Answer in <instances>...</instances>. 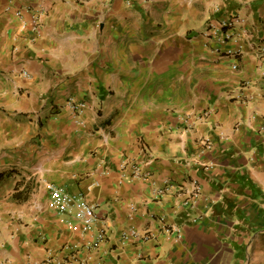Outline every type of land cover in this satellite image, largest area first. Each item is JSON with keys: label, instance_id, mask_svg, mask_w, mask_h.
I'll list each match as a JSON object with an SVG mask.
<instances>
[{"label": "crops", "instance_id": "crops-1", "mask_svg": "<svg viewBox=\"0 0 264 264\" xmlns=\"http://www.w3.org/2000/svg\"><path fill=\"white\" fill-rule=\"evenodd\" d=\"M235 14L237 39L206 35ZM259 46L264 0H0V140L20 164L0 167V264H58L66 245L71 264H264ZM46 183L96 204V250Z\"/></svg>", "mask_w": 264, "mask_h": 264}, {"label": "built area", "instance_id": "built-area-1", "mask_svg": "<svg viewBox=\"0 0 264 264\" xmlns=\"http://www.w3.org/2000/svg\"><path fill=\"white\" fill-rule=\"evenodd\" d=\"M43 14L42 9L34 10L31 7H21L15 9V15L21 20L24 26L28 27V30L31 34V40H34L39 34V23L41 15ZM26 15V16H25ZM244 21L243 17L240 15H231L229 18L220 20L217 24H209L206 28V35L213 38L215 41L220 43H225L229 40L237 39V36H234L230 33L231 29L238 22ZM256 53L258 52L260 55L264 53V47H256ZM225 54L230 56H238L243 53V47L240 46L235 50L226 49ZM20 74L22 76L28 77V72L25 70H21ZM66 106L72 113V119L75 124L82 125V119L80 117L81 113L84 111L86 107V103L84 100H77L74 98H68L66 100ZM204 149H211V142L209 140L202 141ZM134 175H139L140 177H146L147 173H140L138 169H134ZM46 187L50 195L54 198V203L58 206L59 214H66L72 219H75L82 223L84 231L92 232L90 240L86 243L85 247L88 250H96L101 242L106 239L105 228L102 226L100 228H95L96 223L99 220V215L97 212L96 204H89L83 200V198L78 194H70L67 193L63 187L56 185L54 183H46ZM173 187L170 181L165 180L162 187L158 189V194H164L170 188ZM193 196L198 197L200 193L199 187L194 184L193 188ZM165 232L175 231L179 236V230L172 226H165L162 228ZM128 236H140L135 229H129L124 232L122 237L127 238ZM143 238L149 237V234L141 235ZM70 250L68 255L62 256L57 259L58 264H71L74 261H77L76 251L77 247H70L69 245L65 246ZM79 262V260H78ZM83 261H80L82 264Z\"/></svg>", "mask_w": 264, "mask_h": 264}, {"label": "rangeland", "instance_id": "rangeland-1", "mask_svg": "<svg viewBox=\"0 0 264 264\" xmlns=\"http://www.w3.org/2000/svg\"><path fill=\"white\" fill-rule=\"evenodd\" d=\"M5 145L6 144L0 140V167H20L18 160H16L17 156L11 155ZM9 172H12V170Z\"/></svg>", "mask_w": 264, "mask_h": 264}, {"label": "trees", "instance_id": "trees-1", "mask_svg": "<svg viewBox=\"0 0 264 264\" xmlns=\"http://www.w3.org/2000/svg\"><path fill=\"white\" fill-rule=\"evenodd\" d=\"M2 175H3V172L0 173V178H1ZM13 196H14L15 198H18V197H17V196H18V193H17V192H14V193H13Z\"/></svg>", "mask_w": 264, "mask_h": 264}]
</instances>
